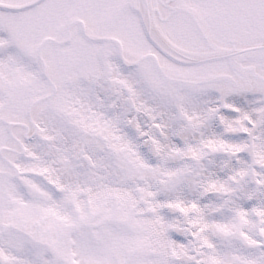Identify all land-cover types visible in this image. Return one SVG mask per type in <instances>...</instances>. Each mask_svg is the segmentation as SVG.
Segmentation results:
<instances>
[{"label": "snow or ice", "instance_id": "6c2138e0", "mask_svg": "<svg viewBox=\"0 0 264 264\" xmlns=\"http://www.w3.org/2000/svg\"><path fill=\"white\" fill-rule=\"evenodd\" d=\"M0 264H264V0H0Z\"/></svg>", "mask_w": 264, "mask_h": 264}]
</instances>
